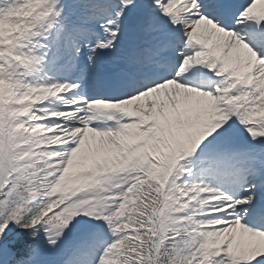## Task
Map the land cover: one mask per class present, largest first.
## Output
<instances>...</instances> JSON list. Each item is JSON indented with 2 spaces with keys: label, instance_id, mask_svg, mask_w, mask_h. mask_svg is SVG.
<instances>
[{
  "label": "snow or ice",
  "instance_id": "obj_1",
  "mask_svg": "<svg viewBox=\"0 0 264 264\" xmlns=\"http://www.w3.org/2000/svg\"><path fill=\"white\" fill-rule=\"evenodd\" d=\"M0 264H264V0H0Z\"/></svg>",
  "mask_w": 264,
  "mask_h": 264
}]
</instances>
